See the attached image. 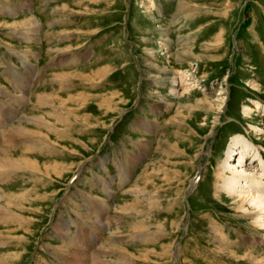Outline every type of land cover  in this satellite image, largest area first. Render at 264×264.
Listing matches in <instances>:
<instances>
[{"label": "rangeland", "instance_id": "1", "mask_svg": "<svg viewBox=\"0 0 264 264\" xmlns=\"http://www.w3.org/2000/svg\"><path fill=\"white\" fill-rule=\"evenodd\" d=\"M235 139L264 184V0H0V152L44 165L0 173L30 193L6 264H79L69 240L97 264H258L264 211L222 190Z\"/></svg>", "mask_w": 264, "mask_h": 264}, {"label": "bare ground", "instance_id": "2", "mask_svg": "<svg viewBox=\"0 0 264 264\" xmlns=\"http://www.w3.org/2000/svg\"><path fill=\"white\" fill-rule=\"evenodd\" d=\"M33 20H34L33 18L32 19H28V20L25 21V23H31L32 24ZM34 22H37V21H34ZM97 74H98V72H97ZM64 77H66V76L64 75L61 78H64ZM185 81L186 80L184 79L183 83H182L183 86L187 85V84L184 83ZM177 87H179V83H178ZM171 92H172V94L175 97H178V98L181 97L182 98V96H183V93L182 92L180 93L179 90H177V88L176 89L175 88L172 89ZM45 97H44V99H45ZM50 98H52V95H50ZM47 99H48V97H47ZM14 129L17 132L12 134V132L10 131L11 134L8 133V136L6 135V138H5L6 139L5 140L6 143H9L10 145L14 144V141L17 140L16 136L17 137L19 136L20 138H30V137H32L31 134H33V132L31 133L30 131H28V128L27 129H21V126L20 127L14 126L12 130H14ZM10 145H7V147L10 148L9 147ZM252 153L253 152H252V149L250 148L249 144L245 143L243 140H238V139L234 140L233 144L230 147V150L228 151L226 162H229L235 155L236 156L238 155V162H237V164L236 163L232 164V166L228 163L230 165V166L228 165L229 166L228 170L227 169H224V170L222 169V173L224 175L226 173L230 172L229 176L225 175L223 177L224 179H223V188H222V190L225 191L228 196L234 197L236 199L235 201H237V203L240 204V208H242V209L246 208L247 210H250L249 208H253V209L257 210V212H255L256 213V217H258L257 219L260 221L261 219H263L262 212L264 211V184L260 181L261 179L258 180L259 182L252 181L251 180L252 178H249L248 175L245 172H243L244 170L242 169L244 167V166H242V164L246 163V160L248 158H250ZM16 157H17V155H15L14 153H9L7 150H2L0 152V159L3 158L2 161L0 160V173H3L4 177H7L8 175H10V173L13 170L14 166L19 167V168L20 167H25V168H29V169H31L33 171H38V172H41L43 170L42 167H44V165H41L38 161H30V160H27L26 158H25L26 160L25 159L18 160V159H15ZM56 175L59 176V173L56 174ZM255 175H257V174H255ZM253 178H255V177H253ZM252 186L257 188V190L256 191H254V189L251 190ZM14 191L12 192V194H8V193L6 194L5 191L1 193V191H0V223L3 222L5 224H7L8 226L13 224L14 223L13 221H21L20 215L14 214V213H12L10 211L11 208L13 207L12 205L14 203L16 204V202H18V201L21 202V200H26L27 199V195L30 194L29 191H24L21 194H20V191H15V192ZM42 199H44V198H42ZM27 201H25V202H27ZM21 203H23V201ZM19 209H21V208L19 207ZM257 223H259V222H257ZM97 224L101 225V223L99 221H97ZM59 227H60V225L58 223L55 226V231L56 232L60 231ZM101 227L106 228L105 226H101ZM11 232H15V230H12ZM11 239H13V238H11ZM3 242H4V240H3ZM7 242H8V239H7ZM69 242H68V244H69L68 247L69 248L70 247L74 248V254L73 255H78V258L75 257L77 259L74 262H77L79 264H81V262H87L86 264H88V263L89 264H97V263H99L98 261H99V259L102 256H101V254L98 251H97V253L94 254L95 256H93V258H92L89 255H87L88 251H86L87 253L85 255V253H84L85 250L82 251L81 247H78L77 246L78 244H76V242H71V240H69ZM99 248L103 249V250L104 249L106 250L108 247L104 243H101ZM71 253H72V251H71ZM67 254L68 253H66V255ZM255 254L256 253H254L253 250H247V247H246V250H245V253H244L245 260H246V258H248V259H250L253 262H256L258 264H264V257L257 256ZM244 257H242V258H244ZM105 258H104V261H105ZM239 258H240V256H239ZM0 264H6V263L0 259ZM69 264H73V263H69Z\"/></svg>", "mask_w": 264, "mask_h": 264}, {"label": "crops", "instance_id": "3", "mask_svg": "<svg viewBox=\"0 0 264 264\" xmlns=\"http://www.w3.org/2000/svg\"><path fill=\"white\" fill-rule=\"evenodd\" d=\"M63 59H66L65 57H62ZM69 58V57H68ZM51 66V64H49V65H47V68H49ZM65 66V65H64ZM89 160H91V161H89ZM89 160H87V161H85L83 164H86V166L84 167L85 169L88 167V165H89V163L90 162H95L96 161V158H94V159H89ZM82 164V165H83ZM81 165V166H82ZM81 166L79 167V169L77 170V172L75 173V175L76 174H78L79 172H80V170H81ZM75 175L72 177V179L75 177Z\"/></svg>", "mask_w": 264, "mask_h": 264}]
</instances>
